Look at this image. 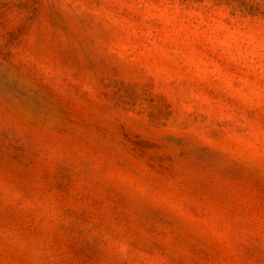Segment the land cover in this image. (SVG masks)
I'll use <instances>...</instances> for the list:
<instances>
[{"label":"rangeland","instance_id":"rangeland-1","mask_svg":"<svg viewBox=\"0 0 264 264\" xmlns=\"http://www.w3.org/2000/svg\"><path fill=\"white\" fill-rule=\"evenodd\" d=\"M173 2L143 0L137 8L129 5L141 0H0V106L19 108L53 146L59 143L57 137H70L75 128L94 123V113L118 108L142 113L149 124L185 144H191L193 131L200 132L203 146L218 153L216 137L227 123L218 117L232 114L233 123H244L248 106L262 98L260 69L253 65L240 70L236 61L218 59L211 52L216 42L200 34L205 25L197 27V20H185L180 12L164 8ZM148 4L158 7L144 6ZM244 6L249 12L259 11L257 5ZM229 40L238 43L234 37ZM240 47L256 51L258 40L250 37L247 48ZM46 127L50 131H44ZM0 136V152L24 170L45 167L50 149L37 150L34 140L14 131ZM125 139L139 157H147L145 167L154 178L155 194L141 197L135 188L137 173L128 170V182L115 196L62 197L57 225L61 234L116 232L131 246L124 264L264 261L259 243L264 205L258 198L250 205L229 206L219 185H168L164 181L172 176L167 166L171 157L153 159L159 144L138 134L131 138L125 133ZM168 143L181 146L176 139ZM65 144L71 146V140ZM73 163L65 157L51 174L57 193L72 188ZM18 191L22 200H39L30 184L21 183ZM44 211L33 203L27 214L32 222L42 223L47 218ZM213 228L220 231L214 233ZM249 231L256 234V243L245 250ZM225 232H231L229 240ZM76 255L91 259L83 248Z\"/></svg>","mask_w":264,"mask_h":264},{"label":"clouds","instance_id":"clouds-1","mask_svg":"<svg viewBox=\"0 0 264 264\" xmlns=\"http://www.w3.org/2000/svg\"><path fill=\"white\" fill-rule=\"evenodd\" d=\"M247 3L257 5L259 11L249 12L244 6ZM142 4L143 0L129 7L139 8ZM244 4L241 0H184V3L174 0L164 4L165 9L180 12L185 20H197V27L205 25L200 34L216 42L211 52L218 59L236 61L240 70L253 65L260 69L258 87L262 98L259 104L248 106L244 123H233L232 114L218 117L227 122L216 137L220 145L218 153L203 146L198 139L200 132L193 131L191 144H185L178 137H170L167 130L149 124L142 113L118 108L94 113L90 118L94 123L75 128L70 137H57L59 143L53 146L19 108L0 106V134L14 131L34 140L37 150L50 149L45 167L35 170H24L8 153L0 152V264H124L131 246L116 232L109 235L93 230L66 236L58 231L57 225L63 211L62 197L115 196L128 182V170L137 173L135 188L141 197L155 194L154 178L145 167L147 157L138 156L125 133L131 138L138 134L140 138L155 140L160 147L153 159L160 155L171 157L167 166L172 176L164 183L175 185L184 181L205 188L219 185L229 206L250 205L257 198L264 205V0H244ZM229 37L238 43L230 42ZM250 37L258 40V50L242 51L240 45L247 48ZM44 131L50 129L46 127ZM68 139L71 146L65 144ZM172 139L181 146L172 147L168 143ZM65 157L74 162L76 179L67 193H57L50 183L51 174ZM45 171L49 175L45 176ZM21 183L32 185L39 200L35 197L32 201L22 200L18 191ZM33 203L45 209L42 215L47 218L42 223L32 222L27 214ZM219 231L213 228L214 233ZM248 235L251 239L244 241L245 250H251L256 243V234L249 231ZM230 236L231 232L224 233L225 240ZM259 243L264 248V236ZM80 248L91 254L90 260H81L76 255Z\"/></svg>","mask_w":264,"mask_h":264}]
</instances>
